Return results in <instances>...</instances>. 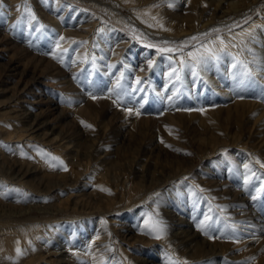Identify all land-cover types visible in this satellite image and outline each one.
Masks as SVG:
<instances>
[{
    "label": "bare ground",
    "instance_id": "bare-ground-1",
    "mask_svg": "<svg viewBox=\"0 0 264 264\" xmlns=\"http://www.w3.org/2000/svg\"><path fill=\"white\" fill-rule=\"evenodd\" d=\"M117 1L135 24L182 37V50L158 53L71 0H0V264H225L222 257L264 264V190L255 207L247 194L264 186L256 163L264 162V0ZM90 3L123 21L113 5ZM25 5L36 17L31 24ZM249 7L247 23L223 24ZM191 37L197 39L188 44ZM201 45L223 51L197 77L189 67L181 81L170 77L180 59L191 62L188 52H203ZM54 55H65L59 60L72 71L51 61ZM238 62L254 75L242 76ZM121 74L132 83L127 91L124 82L118 86ZM143 101L167 111L137 116ZM178 119L205 131L210 150L201 158L212 160L199 174L181 168L157 189H142L117 172L131 139L148 130L152 143L141 148L133 173L151 182L162 167L148 157L160 131ZM205 216L212 218L208 235L197 228ZM149 217L162 221L161 239L144 234ZM128 239L130 255L116 243ZM237 244L242 252L234 254Z\"/></svg>",
    "mask_w": 264,
    "mask_h": 264
},
{
    "label": "rangeland",
    "instance_id": "rangeland-1",
    "mask_svg": "<svg viewBox=\"0 0 264 264\" xmlns=\"http://www.w3.org/2000/svg\"><path fill=\"white\" fill-rule=\"evenodd\" d=\"M71 1H73L76 5H80L81 7L96 13L97 15H101L103 18H105V20H107V21L111 22L112 24H114L115 26L119 27L122 31H126L130 35V38L132 37V41H134L136 43H139V42L143 43L144 45H146V47H150L149 45H153V47H150V49L157 50L158 48H165V47L179 48L180 46H182L181 43L185 42V40H183L182 37H179L177 39V38H168L164 35H159V34L157 35V34H155V32H153V29L151 26H140V25L135 24L132 21H135L136 19L131 16L130 12L126 8L119 7L120 4L117 0H99V1H103L105 4L109 3L106 5H113L114 7L117 8V11H115L114 14H117L116 16L120 15V17L123 19V21H121L122 25L119 24L118 21L112 17L114 15L111 16L110 14H108L109 11L107 9H98L97 7L95 8L93 6V4L90 3V0H71ZM252 8L253 7H249L246 10L240 12L239 14H236V15H233L232 17H229V20L226 19V21H225L226 23L224 22L223 24L228 26L234 20H236V25L238 24L239 21H240L239 24L245 23V21H247L248 18L252 17V14L254 12L252 10ZM129 19L131 21H129ZM196 36H198V35L196 34ZM204 36H205L204 34L201 35V37H204ZM42 40H43V43L46 42L44 38H42ZM165 41H167V43H164ZM187 42H188V44H191V42H193V41L190 40ZM187 45H185V46H187ZM26 49L29 50L30 48L26 47ZM52 50L53 49H51V51ZM29 51L31 53H34V54L39 55V56L41 55V56L47 57V55H48V52L39 53L36 50L35 51L29 50ZM160 53H165V52H160ZM49 55L51 56V54H49ZM59 56L62 59L65 58L64 61L66 60L65 55H64V57L62 55H59ZM59 56L57 59L58 61L57 60L55 61V59L50 58V57H49V59L51 61L55 62L62 69L67 70V71L68 70L72 71L70 69L71 67H69V68L65 67V65L63 64L64 62L62 60H61L62 62L59 60V59H61V58H59ZM0 60H2L1 61L2 63L4 62L3 59H0ZM2 67L3 66L0 65V68H2ZM79 68L80 67H78V69ZM72 69H73V67H72ZM76 69H77V67H76ZM77 71H79V70L74 69L73 73H77ZM124 81H125V79H124V75H123L122 77H120L119 82L123 83ZM130 83H131V81H128L127 83L124 82L123 88L126 89L125 91H127V89H129L131 87L132 83L131 84ZM87 96H89V95H87ZM96 96H98V95H95V97ZM89 97H92V94H90ZM129 101H131V102H129ZM129 101H127V103L126 102L125 103L127 105L133 103V99L129 100ZM143 102H145V103L141 102V104L137 105V110H139L140 115H142V114L151 115L152 114L154 116H158V114L160 115L161 112L167 111L166 108L161 109L159 105H158L159 106L158 109L160 112L155 111L154 110L155 109L154 107L156 106L155 104H154L155 105L154 106L153 104L149 103L150 101L149 102L143 101ZM125 107H127V106H125ZM142 123L144 124L145 122H142ZM69 126L71 127L73 125L70 124ZM174 126L173 125L169 126L168 129H165L166 131L165 130L160 131L162 136L166 137L165 139L167 141H165L163 139V137L161 136L162 141L158 142V145L153 147L154 149L152 150L150 157H148V158H151L153 161H155L157 166L162 167L159 171H157L155 173V176H154L155 178L151 182L147 181V179L145 177H140V176H137L135 173H133V166L135 164V158L139 156L141 148H143V146L145 147L147 144L152 143V139H150L152 134L148 130H143V132L138 133L134 139H131V141H132L131 147L124 149V151L122 153V157L124 156V158L122 160H120V158H122V157H120L118 160L119 161L118 163H120L121 165H120V169L117 172L123 173V177H126V178H129V179L136 181L137 184L141 185L142 189H149V188L157 189L159 187V182L167 176V173L172 175V172L179 170L181 168H184L187 171V174L188 173L199 174V172H200L199 167L208 164L209 161L212 160L211 159L212 157L209 159V161L201 158L202 153H204L206 150L207 151L210 150L209 145L206 148L204 146V139H206V134H204L205 131L201 127L187 123L183 119H178L177 122L174 124ZM198 137L201 138L202 143L198 140ZM199 145H201V146H199ZM87 150H88L89 154L92 153L91 152L92 149L90 147L87 148ZM219 153H220V155H218V156H221V154H223L224 152H219ZM143 157H144V155H143ZM216 157L217 156H215V158ZM125 159H126V162H128L127 165H126ZM81 161L84 162L81 165L82 168H85L89 165V162L86 164V158L82 159ZM128 164H130V165H128ZM213 166L215 167V164ZM75 188H80V185H77ZM85 189L86 188H84V190ZM87 189H89V188H87ZM255 189H257V188H255ZM255 189L248 190L247 194L249 196L256 195ZM64 190H66V189H64ZM62 194H63V196H65L67 193H65V194L62 193ZM250 203H251V206L253 207L254 204L256 203V201H253L252 199H250ZM263 203H264V200H263ZM263 206H264V204H263ZM263 206H262V208L264 209ZM109 216H111V215H109ZM262 222L264 223V217L262 218ZM232 233H233V231H232ZM229 239H231V241H232V240H234V237H229ZM125 241L117 240L116 243H117V246L121 249L122 253H125L126 255H130L131 254V247H129V244H130L129 241L130 240L128 239ZM231 252H234V254L242 252L241 244H237L236 247H234ZM119 255L120 254H117V256H119ZM221 260H222V262H225V264H232V261H231V259H229V257H222ZM134 262H135V264H139V262L137 260Z\"/></svg>",
    "mask_w": 264,
    "mask_h": 264
},
{
    "label": "snow or ice",
    "instance_id": "snow-or-ice-1",
    "mask_svg": "<svg viewBox=\"0 0 264 264\" xmlns=\"http://www.w3.org/2000/svg\"><path fill=\"white\" fill-rule=\"evenodd\" d=\"M169 6L171 7V5H169ZM0 7H2V5H0ZM20 7L21 6H17V11L20 10ZM24 12L27 14L30 24L36 20L35 15L31 13V10L28 9L26 5L24 6ZM3 14L4 13L2 11H0V16H2ZM19 23H20V21L18 20L17 24H19ZM245 23H247V21H245ZM15 26L16 25H13V27H15ZM149 26H151V25H149ZM213 31H218V29H214ZM247 35L250 38H252L253 40L255 39V37L253 36V34L251 32L247 33ZM60 39H64V38L61 37ZM190 39L196 40L197 37H191ZM216 39L220 42L221 46L224 45V41L219 36H217ZM164 43H167V41H165ZM149 46L153 47V45H149ZM201 48H203V52L200 51V48H197L195 51L188 52L187 56L189 57L191 62L188 63L184 59H180V61H179L180 67L179 68H173L172 71L169 73V76L174 77L175 80H177V81H181L182 80L181 72L184 70L185 67H189V68H191V75L193 77H197V76H199L198 69L202 66L207 65V63L209 61L218 60L219 59V52L223 51V47H221L219 50H217L215 48L208 47L207 45H201ZM181 50L182 49L171 48V47H165V48H158L157 49L158 53H160V52H174V51H181ZM65 51H67V50H65ZM248 51L251 52L252 50L248 49ZM53 58L56 59L57 57L54 55ZM238 63H241L243 66V69H244V71L241 73L242 76H244L246 78H250L254 75L253 70L248 66V64H243V62H238ZM152 64H153V62L151 60H149V62H148L149 68L152 67ZM232 67L236 68L237 65L233 64ZM121 75H123V74H121ZM139 83H140V80L138 78L137 84H139ZM118 86H119V81H118ZM176 91H179V90L177 89ZM175 94L176 93L174 92L173 95H175ZM117 95H119V94L117 93ZM240 98H243V97H240ZM92 99H96V97L93 96ZM168 99L171 100L172 97H169ZM115 102L116 101H114V103ZM200 111H203V109H201ZM128 112L130 115L132 114L131 109H129ZM136 115L137 116L140 115L139 110L136 111ZM81 123H83V121ZM86 127L91 128V125H86ZM53 159L55 160L57 158L53 157ZM256 163L259 164L261 168H264V162H261L259 159H256ZM59 164H60L61 170L67 171V167L63 164L62 161H60ZM244 167H245V169H248L249 165L245 164ZM253 176H255V173H253ZM250 179L251 178L249 176L244 177V185L245 186H247L250 183ZM262 190H264V186H262L261 188L255 189L256 195H251V199L253 201H257L258 199H260L261 198L260 194H261ZM210 219H212V218L209 216H205V219L200 221V223L197 224V228L199 230L203 231L205 233V235H208V231H206V229H205V222L210 220ZM145 226L147 228V231L144 232V234L152 235L156 239H161L163 237L165 230H164V226H163L162 221L152 220V218L149 217V219H147L145 221ZM207 228L211 229L212 225H207ZM212 230L215 231L217 229H212ZM142 231H144V230L142 229ZM234 235H235V233H234ZM215 238L218 239L219 237H215ZM209 239H213V236L209 235ZM17 254L18 255L22 254V253H20L19 249L17 250ZM241 264H249V262L244 261V262H241Z\"/></svg>",
    "mask_w": 264,
    "mask_h": 264
}]
</instances>
